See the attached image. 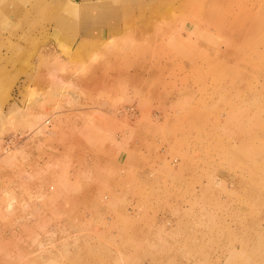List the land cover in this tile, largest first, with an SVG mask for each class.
Here are the masks:
<instances>
[{
	"label": "rangeland",
	"instance_id": "1",
	"mask_svg": "<svg viewBox=\"0 0 264 264\" xmlns=\"http://www.w3.org/2000/svg\"><path fill=\"white\" fill-rule=\"evenodd\" d=\"M0 264H264V0H0Z\"/></svg>",
	"mask_w": 264,
	"mask_h": 264
},
{
	"label": "bare ground",
	"instance_id": "2",
	"mask_svg": "<svg viewBox=\"0 0 264 264\" xmlns=\"http://www.w3.org/2000/svg\"><path fill=\"white\" fill-rule=\"evenodd\" d=\"M227 25V24H226ZM226 27H228V26H226ZM231 27V29L233 28V26H230Z\"/></svg>",
	"mask_w": 264,
	"mask_h": 264
},
{
	"label": "crops",
	"instance_id": "3",
	"mask_svg": "<svg viewBox=\"0 0 264 264\" xmlns=\"http://www.w3.org/2000/svg\"><path fill=\"white\" fill-rule=\"evenodd\" d=\"M141 27V26H140Z\"/></svg>",
	"mask_w": 264,
	"mask_h": 264
}]
</instances>
